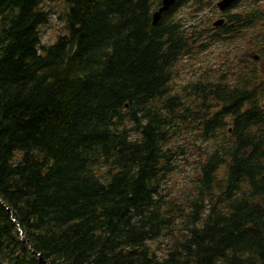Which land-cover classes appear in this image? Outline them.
I'll return each mask as SVG.
<instances>
[{"label": "trees", "instance_id": "16d2710c", "mask_svg": "<svg viewBox=\"0 0 264 264\" xmlns=\"http://www.w3.org/2000/svg\"><path fill=\"white\" fill-rule=\"evenodd\" d=\"M49 1L0 0V264H264V0H177L157 25L162 0H64L44 47Z\"/></svg>", "mask_w": 264, "mask_h": 264}, {"label": "rangeland", "instance_id": "374dc122", "mask_svg": "<svg viewBox=\"0 0 264 264\" xmlns=\"http://www.w3.org/2000/svg\"><path fill=\"white\" fill-rule=\"evenodd\" d=\"M218 1V0H217ZM45 10L51 12L49 16V23L40 28L41 44L42 46H50L54 44L61 36L68 34L67 20H66V6L64 0H51L44 6ZM195 5H183L178 10L177 18L182 19L187 25L193 26L198 21L195 13ZM191 28V27H190ZM193 29V28H192ZM191 29V30H192ZM224 53L221 46H213L204 53H200L197 57L188 58L177 67V76L172 84L176 92L182 93L185 86L189 83L198 80L206 70L212 65L222 62ZM194 142L192 136L185 134L183 143L190 145ZM181 169L177 173L171 175L167 187L171 190L178 191L187 187V192L191 189V178L195 176L197 171V161L194 157L187 161L180 159L175 162ZM155 247H164L163 244H155Z\"/></svg>", "mask_w": 264, "mask_h": 264}, {"label": "water", "instance_id": "95a60500", "mask_svg": "<svg viewBox=\"0 0 264 264\" xmlns=\"http://www.w3.org/2000/svg\"><path fill=\"white\" fill-rule=\"evenodd\" d=\"M177 0H162L161 7L158 11H156L153 15V24L157 25L160 21L162 14L164 12L169 11L175 4ZM237 0H221L218 2L217 7L221 12H224L228 8H230ZM223 23V20L218 21L215 25L220 26ZM41 264H49V262H46L43 260V258H40Z\"/></svg>", "mask_w": 264, "mask_h": 264}, {"label": "flooded vegetation", "instance_id": "af4514ba", "mask_svg": "<svg viewBox=\"0 0 264 264\" xmlns=\"http://www.w3.org/2000/svg\"><path fill=\"white\" fill-rule=\"evenodd\" d=\"M242 1H245V0H241L236 6L237 7H239V6H241V4H242ZM234 10H235V8H234ZM225 22H226V19H225ZM239 51L241 52V51H244L243 49H244V46L243 45H240L239 47ZM242 49V50H241ZM246 56H249V58L252 56V54L251 53H249V52H246Z\"/></svg>", "mask_w": 264, "mask_h": 264}, {"label": "bare ground", "instance_id": "6f19581e", "mask_svg": "<svg viewBox=\"0 0 264 264\" xmlns=\"http://www.w3.org/2000/svg\"><path fill=\"white\" fill-rule=\"evenodd\" d=\"M66 9V8H65ZM45 47V46H44Z\"/></svg>", "mask_w": 264, "mask_h": 264}]
</instances>
